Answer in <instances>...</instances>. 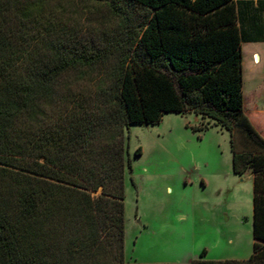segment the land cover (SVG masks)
<instances>
[{
	"label": "trees",
	"instance_id": "trees-1",
	"mask_svg": "<svg viewBox=\"0 0 264 264\" xmlns=\"http://www.w3.org/2000/svg\"><path fill=\"white\" fill-rule=\"evenodd\" d=\"M237 1L0 0V264H141L124 255V128L165 113L228 132L253 242L247 259L163 264H264V136L241 64L260 40Z\"/></svg>",
	"mask_w": 264,
	"mask_h": 264
},
{
	"label": "rangeland",
	"instance_id": "rangeland-1",
	"mask_svg": "<svg viewBox=\"0 0 264 264\" xmlns=\"http://www.w3.org/2000/svg\"><path fill=\"white\" fill-rule=\"evenodd\" d=\"M247 45L242 46L247 64ZM193 114L124 128V255L141 264L247 259L252 177L231 169L229 134ZM139 154L136 155V151Z\"/></svg>",
	"mask_w": 264,
	"mask_h": 264
},
{
	"label": "crops",
	"instance_id": "crops-1",
	"mask_svg": "<svg viewBox=\"0 0 264 264\" xmlns=\"http://www.w3.org/2000/svg\"><path fill=\"white\" fill-rule=\"evenodd\" d=\"M237 11L244 32L256 40L247 45L248 60L242 54V91L244 112L254 128L264 136V0H238Z\"/></svg>",
	"mask_w": 264,
	"mask_h": 264
}]
</instances>
